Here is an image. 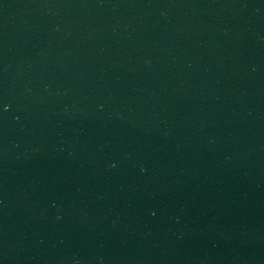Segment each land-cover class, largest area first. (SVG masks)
Wrapping results in <instances>:
<instances>
[{"label": "water", "instance_id": "obj_1", "mask_svg": "<svg viewBox=\"0 0 264 264\" xmlns=\"http://www.w3.org/2000/svg\"><path fill=\"white\" fill-rule=\"evenodd\" d=\"M0 264H264V0H0Z\"/></svg>", "mask_w": 264, "mask_h": 264}]
</instances>
